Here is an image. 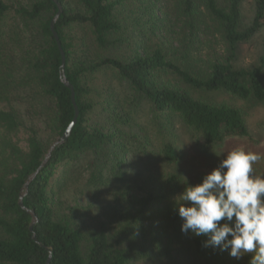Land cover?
<instances>
[{"label":"trees","instance_id":"trees-1","mask_svg":"<svg viewBox=\"0 0 264 264\" xmlns=\"http://www.w3.org/2000/svg\"><path fill=\"white\" fill-rule=\"evenodd\" d=\"M58 1L63 11L55 30L66 55L64 72L74 85L79 116L68 140L54 148L23 197L24 205L37 217L36 241L30 231L33 217L19 205L20 194L52 142L72 122L75 109L71 89L61 78L62 56L50 28L57 4L53 0L16 4L0 0V127L6 135L17 133L24 125L19 112L1 107L4 102L24 104L32 123L26 129L27 149L0 136L8 150L0 160V264H46L48 249L52 264H130L135 254L124 244L125 235L133 234L140 216L155 199H145L133 220L116 234L100 229L87 237L83 227L57 214L54 197L59 186L71 181L77 163L84 158L92 168L89 181L96 186L111 176L126 179L131 148L149 151L152 145L147 128L137 121V109L145 104L165 118L166 124L179 118L207 146L249 137L241 109L204 100L191 89L223 91L264 103V45L255 65L235 64L240 46L262 27L264 0L255 1V16L247 27L242 24L243 0H227L226 6L218 0H181L184 24L191 34L202 25L213 27L226 46L228 54L203 60L202 71L191 70L188 56L178 50L170 52L164 41L146 48L135 34H126L125 12L130 9L125 0ZM127 44L130 50L123 53ZM110 79L117 81L118 89ZM39 120L51 131L49 139L40 135ZM163 128L164 124L161 151L155 156L178 162L180 150ZM104 170H108L107 176ZM208 239L207 235L193 237L199 253L206 251Z\"/></svg>","mask_w":264,"mask_h":264},{"label":"rangeland","instance_id":"rangeland-1","mask_svg":"<svg viewBox=\"0 0 264 264\" xmlns=\"http://www.w3.org/2000/svg\"><path fill=\"white\" fill-rule=\"evenodd\" d=\"M17 1L26 3V0H11L15 4ZM255 1H242L244 27L251 25L254 19ZM218 2L222 6L227 5V0ZM181 3V0H125L126 9H130L128 13L125 12V24L128 28L126 34H135L146 48H152L159 40L164 41L170 52L178 50L180 55L188 56L191 70L202 71L205 68L203 60L221 58L228 54L226 46L213 27L202 25L195 30L196 34H191L190 28L184 24L186 17L181 13ZM138 18L141 24L138 23ZM129 45L125 46L123 53L129 52ZM263 45L264 19L259 32L240 46L235 64L240 67L255 65L263 53ZM109 82L118 89L115 79H110ZM191 90L204 100L241 109L248 124L249 137H233L222 144L207 146L179 118H173L171 123L166 124L165 118H159L145 104L137 109V121L147 128L152 145L149 151H142L135 146L131 148L127 154L129 167L126 179L120 181L111 176L98 187L93 181H89L92 168L89 166V159L84 158L77 163L71 181L62 188L59 186L54 197L57 214L83 227L88 237L91 231L100 229L116 234L117 230L133 220L143 201L152 196L155 200L140 216V225L133 229L132 235L126 234L124 238V244L135 254L130 264H249L251 253L237 259L230 255V248L222 250L207 246L204 253H199L193 242L195 235L181 231L183 221L178 214L179 194L188 185L200 183L234 149L242 147L264 156V103L244 100L223 91L205 93ZM1 107L19 112L24 125L17 133L9 132L6 135L3 133L5 130L0 127V136L27 149L26 129L32 123L26 106L22 103L4 102ZM31 121L34 123L32 117ZM160 121L164 124L165 133L180 150L178 162H167L159 155L155 156L161 151L163 139ZM37 123L40 135L49 139L51 131L46 124L40 120ZM5 148L0 140V160L8 154ZM133 148L137 149L132 151ZM253 170L256 175L264 176V159L254 164ZM104 175H108V170H104Z\"/></svg>","mask_w":264,"mask_h":264},{"label":"clouds","instance_id":"clouds-1","mask_svg":"<svg viewBox=\"0 0 264 264\" xmlns=\"http://www.w3.org/2000/svg\"><path fill=\"white\" fill-rule=\"evenodd\" d=\"M264 159L258 152L237 148L207 173L202 181L179 194L181 231L207 235V246L230 248L249 264H264V176L253 165Z\"/></svg>","mask_w":264,"mask_h":264},{"label":"water","instance_id":"water-1","mask_svg":"<svg viewBox=\"0 0 264 264\" xmlns=\"http://www.w3.org/2000/svg\"><path fill=\"white\" fill-rule=\"evenodd\" d=\"M56 4H57V7H58V11L55 15V17L53 18V20L51 21V24H50V28L53 32V35L57 41V44H58V47H59V50L61 52V56H62V65H61V68H62V73H61V78H62V81L65 83L66 86H68L70 89H71V98H72V102H73V105H74V109H75V114H74V118L72 120V122L69 124V126L67 127L66 131L64 132V134L60 137H58L53 143L52 145L50 146L45 158L43 159L42 161V164L36 169V171H34L29 177L28 179L26 180L25 184H24V190L25 192L24 193H21L20 194V198H19V205L24 209L26 210L28 213H30L33 217L32 219V222L30 224V231L33 232V238L34 240L37 241V237H36V234L34 233V224L35 222L37 221V217L34 213V211L28 209L25 205H24V202H23V197L24 195L27 193V190H28V187H29V184L30 182L38 175V173L40 172V170L42 169V167L47 163V161L49 160L50 156H51V152L54 150V148L59 145V144H62L64 143L65 141L68 140V138L70 137V135L72 134V131H73V128L74 126L76 125L77 121H78V116H79V107L76 103V92H75V88H74V85L72 83L69 82V80L67 79L66 75H65V66H66V55H65V52L62 48V44H61V40L58 36V33L57 31L55 30V24H56V21L58 20L60 14L62 13L63 11V6L62 4L58 1V0H53ZM49 250V257L47 259V262L46 264H52L51 263V250Z\"/></svg>","mask_w":264,"mask_h":264}]
</instances>
